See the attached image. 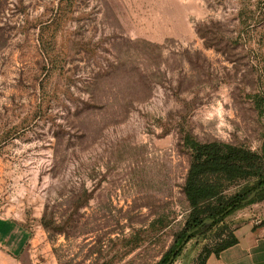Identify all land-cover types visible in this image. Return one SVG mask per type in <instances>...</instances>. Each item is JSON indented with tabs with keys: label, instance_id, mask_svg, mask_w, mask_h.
I'll return each mask as SVG.
<instances>
[{
	"label": "rangeland",
	"instance_id": "obj_1",
	"mask_svg": "<svg viewBox=\"0 0 264 264\" xmlns=\"http://www.w3.org/2000/svg\"><path fill=\"white\" fill-rule=\"evenodd\" d=\"M185 138L264 148V0H0V221L43 264H156L189 214ZM262 222L264 200L171 264Z\"/></svg>",
	"mask_w": 264,
	"mask_h": 264
},
{
	"label": "trees",
	"instance_id": "obj_2",
	"mask_svg": "<svg viewBox=\"0 0 264 264\" xmlns=\"http://www.w3.org/2000/svg\"><path fill=\"white\" fill-rule=\"evenodd\" d=\"M184 142L191 155L182 189L189 214L172 246L156 264H166L182 241L186 239V245L205 226L211 229L222 224L235 211L264 200V148L258 153L224 142L200 143L190 138H185ZM241 181L244 185L226 195L231 184ZM253 193L254 197L245 202ZM259 226H264V222ZM235 230L230 231L222 225L218 241L212 250H204L200 264H205L209 256L218 257L224 250L235 246L238 243Z\"/></svg>",
	"mask_w": 264,
	"mask_h": 264
},
{
	"label": "crops",
	"instance_id": "obj_3",
	"mask_svg": "<svg viewBox=\"0 0 264 264\" xmlns=\"http://www.w3.org/2000/svg\"><path fill=\"white\" fill-rule=\"evenodd\" d=\"M238 243L207 264H264V226L246 224L234 231ZM12 221H0V264H43L40 247Z\"/></svg>",
	"mask_w": 264,
	"mask_h": 264
},
{
	"label": "water",
	"instance_id": "obj_4",
	"mask_svg": "<svg viewBox=\"0 0 264 264\" xmlns=\"http://www.w3.org/2000/svg\"><path fill=\"white\" fill-rule=\"evenodd\" d=\"M254 195H255V193H253L250 197H248L245 202L250 201L254 197ZM185 243H186V239L184 241H182V243L180 244V246L177 249H175V251L172 253L171 257L169 258V260L166 264H171L173 262L178 251L185 245Z\"/></svg>",
	"mask_w": 264,
	"mask_h": 264
}]
</instances>
